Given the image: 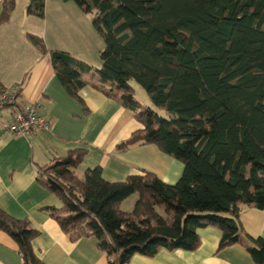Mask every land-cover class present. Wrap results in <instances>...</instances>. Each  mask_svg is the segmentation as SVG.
Wrapping results in <instances>:
<instances>
[{
	"label": "trees",
	"instance_id": "1",
	"mask_svg": "<svg viewBox=\"0 0 264 264\" xmlns=\"http://www.w3.org/2000/svg\"><path fill=\"white\" fill-rule=\"evenodd\" d=\"M63 1L93 14L104 40L96 70L113 86L95 87L143 126L118 148L155 144L184 171L175 183L150 171L112 182L101 166L80 173L87 151L75 149L38 169L39 182L61 201L45 211L72 241L96 237L108 264L196 250L209 226L221 230L219 249L242 242V204L264 209V0ZM15 7L3 0L0 24ZM27 10L44 17L45 0H30ZM28 38L50 53L63 88L88 112L79 94L88 84L86 60L48 48L40 35ZM133 81L167 115L144 106ZM132 195L134 209L125 211ZM0 229L18 244L22 264H45L33 248L41 231L28 218L0 208ZM246 236L252 258L264 264V237Z\"/></svg>",
	"mask_w": 264,
	"mask_h": 264
},
{
	"label": "crops",
	"instance_id": "2",
	"mask_svg": "<svg viewBox=\"0 0 264 264\" xmlns=\"http://www.w3.org/2000/svg\"><path fill=\"white\" fill-rule=\"evenodd\" d=\"M29 2L22 4L16 0L10 19L0 24V83L8 88L20 86V101L25 105L35 104L42 117L52 120L53 128L23 136L0 127V208L14 217L28 218L41 231L33 241V248L45 264H108V255L99 247L96 237L72 241L45 211L48 206L60 207L61 201L39 182L38 169L79 148L87 151L79 165L80 173L101 166L104 177L112 182L150 171L167 183H175L182 176L184 164L155 144L118 148L142 126L129 109L95 87L113 84L103 82L96 70L98 66L86 60L88 66L83 68V76L88 84L79 91L86 112L63 88L50 53H42L28 38V33L40 35L48 48L77 56L79 50L74 52L60 44L63 33L47 30L48 15L58 17L67 7L79 14L83 10L71 1L57 0H54L57 7L51 8L46 0L45 16L41 19L26 13ZM2 3L0 0V15ZM31 19L35 22L29 25ZM12 116V108H0V119L11 121ZM136 199L137 195H132L121 207L129 211ZM240 219L244 229L240 243L219 249L221 230L209 226L200 229L201 244L196 250L163 249L152 257L136 254L127 264H258L246 248V235L264 237V209L242 204ZM0 264H22L18 244L1 229Z\"/></svg>",
	"mask_w": 264,
	"mask_h": 264
},
{
	"label": "rangeland",
	"instance_id": "3",
	"mask_svg": "<svg viewBox=\"0 0 264 264\" xmlns=\"http://www.w3.org/2000/svg\"><path fill=\"white\" fill-rule=\"evenodd\" d=\"M26 1L27 0H20L22 4ZM57 1H61V3L63 2L62 0H57ZM71 2L74 3V5L77 8H79V6L75 2L73 1ZM49 3L51 8L57 7L56 2H54V0H49ZM27 7L28 6H25L26 13L30 14L27 10ZM57 15L58 17H52L51 14L48 15L47 30L49 32L52 30L55 32L57 31L63 33L64 36L59 38L61 40L60 44H63L62 45L63 48H67V49L69 48V50L71 48V50H73L74 52L76 50H79L77 56H80L85 60H87V62L90 63V65L98 66V64L100 63V58L98 54L99 51L104 46V40L93 25V17H94L93 14L86 13L84 11L82 14H79L77 11H75V9L67 7L63 10V12L60 11ZM31 17H33L34 19H38L34 16ZM39 18L42 19V17ZM34 19H31L29 21V25L35 22ZM55 38L57 37L55 36ZM133 85L135 86L136 89V97L144 106L154 107L158 109L159 113L163 115H167V112L164 109L158 108L150 102L148 93L143 88V86H141L135 81H133ZM135 203L133 206L129 207V211L130 210L132 211L134 209Z\"/></svg>",
	"mask_w": 264,
	"mask_h": 264
},
{
	"label": "built area",
	"instance_id": "4",
	"mask_svg": "<svg viewBox=\"0 0 264 264\" xmlns=\"http://www.w3.org/2000/svg\"><path fill=\"white\" fill-rule=\"evenodd\" d=\"M21 87L0 86V105L12 108V120L0 119V127L17 135L30 136L36 132L49 131L53 128L50 119L42 117L36 105H24L20 101Z\"/></svg>",
	"mask_w": 264,
	"mask_h": 264
}]
</instances>
